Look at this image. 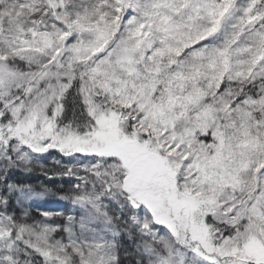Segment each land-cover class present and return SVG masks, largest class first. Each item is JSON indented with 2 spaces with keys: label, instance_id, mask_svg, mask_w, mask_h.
Segmentation results:
<instances>
[{
  "label": "snow or ice",
  "instance_id": "obj_1",
  "mask_svg": "<svg viewBox=\"0 0 264 264\" xmlns=\"http://www.w3.org/2000/svg\"><path fill=\"white\" fill-rule=\"evenodd\" d=\"M0 264H264V0H0Z\"/></svg>",
  "mask_w": 264,
  "mask_h": 264
},
{
  "label": "trees",
  "instance_id": "obj_2",
  "mask_svg": "<svg viewBox=\"0 0 264 264\" xmlns=\"http://www.w3.org/2000/svg\"><path fill=\"white\" fill-rule=\"evenodd\" d=\"M50 187H53L54 191H58V189H55V187L53 185H49ZM54 198H51L49 202L53 201ZM48 200L47 201H39L38 203L40 204V206H43L46 208V205L49 204Z\"/></svg>",
  "mask_w": 264,
  "mask_h": 264
},
{
  "label": "rangeland",
  "instance_id": "obj_3",
  "mask_svg": "<svg viewBox=\"0 0 264 264\" xmlns=\"http://www.w3.org/2000/svg\"><path fill=\"white\" fill-rule=\"evenodd\" d=\"M50 199H48V202L50 201ZM59 203H61V202H57V201L53 200V201L49 202L48 205H46V208L57 207L59 205ZM41 207H43V206H41Z\"/></svg>",
  "mask_w": 264,
  "mask_h": 264
}]
</instances>
